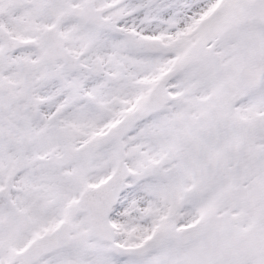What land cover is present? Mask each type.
<instances>
[{
  "label": "snow or ice",
  "instance_id": "1",
  "mask_svg": "<svg viewBox=\"0 0 264 264\" xmlns=\"http://www.w3.org/2000/svg\"><path fill=\"white\" fill-rule=\"evenodd\" d=\"M0 264H264V0H0Z\"/></svg>",
  "mask_w": 264,
  "mask_h": 264
}]
</instances>
